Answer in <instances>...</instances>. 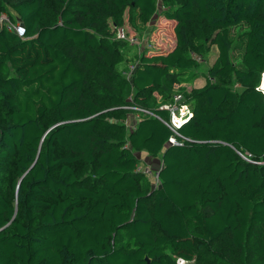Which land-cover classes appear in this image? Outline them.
<instances>
[{
    "label": "trees",
    "instance_id": "1",
    "mask_svg": "<svg viewBox=\"0 0 264 264\" xmlns=\"http://www.w3.org/2000/svg\"><path fill=\"white\" fill-rule=\"evenodd\" d=\"M159 1L175 46L133 54L127 76L125 11L145 20ZM5 14L21 28L0 21V264H264V0H0ZM204 39L205 83L176 88ZM176 94L194 114L169 144L129 106L169 121ZM141 154L162 160L157 186Z\"/></svg>",
    "mask_w": 264,
    "mask_h": 264
},
{
    "label": "rangeland",
    "instance_id": "2",
    "mask_svg": "<svg viewBox=\"0 0 264 264\" xmlns=\"http://www.w3.org/2000/svg\"><path fill=\"white\" fill-rule=\"evenodd\" d=\"M165 7L161 3V1L158 2V10L157 12L151 16L150 18H147L145 20H141L137 17V13L135 11L126 10L125 11V22L122 26L119 32L124 31L125 32V39L129 40L132 38H137L134 42H130L132 45V49L130 52H127L126 57L129 58V61L127 62L124 60L119 65L120 70L128 71L130 68L133 70L135 67L134 61H133V54H142L143 51H147L148 54L156 53H164L169 50H171L176 43V34H175V21L166 19L162 15V10ZM7 14H5L6 16ZM9 18V17H8ZM0 17V21H1ZM11 20V18H9ZM6 23V22H5ZM4 23V24H5ZM243 26L235 27L232 29V39L234 42V49L232 52L233 59L235 61H240L242 54L244 52V39L241 37L243 32ZM117 32V37L120 36V33ZM205 47L208 49V52L204 57H202V60L200 61V64L192 69L190 73L186 74L183 77V81L176 83V88H182V90L190 91L192 87H198L202 86L206 81V74L208 67L214 62L215 57L218 53V50L214 44L210 42L209 39H204ZM131 56V57H130ZM131 60V61H130ZM130 62V63H129ZM123 71V73H124ZM264 80V78H263ZM262 79H260L259 85L260 86L263 83ZM157 100L160 101L161 97L159 94L155 93ZM134 115V114H133ZM133 116H130V120H128L127 123V130L129 131L130 128H132V125L136 122L134 119H132ZM145 155V154H144ZM144 155H140V157L143 159V162L146 164H149L154 170H157L161 165L162 160L157 158L153 159L152 157H144ZM152 160V161H151ZM153 161L156 163V165H153ZM152 180V178L150 177ZM157 186V185H155ZM203 240V239H202ZM227 248V244L223 241L220 245V248H218L217 251H215L214 258L215 260H222L225 256V251ZM210 261V260H209ZM208 260H204V263H209ZM210 263H213V261H210ZM184 264H196L195 262H186Z\"/></svg>",
    "mask_w": 264,
    "mask_h": 264
},
{
    "label": "built area",
    "instance_id": "3",
    "mask_svg": "<svg viewBox=\"0 0 264 264\" xmlns=\"http://www.w3.org/2000/svg\"><path fill=\"white\" fill-rule=\"evenodd\" d=\"M1 22L5 23V25L7 26L8 29L14 30L16 32H20V28H21V24L20 23H13L8 16H1ZM137 39V38H136ZM135 38L130 39L131 42L135 43ZM132 68V67H131ZM130 68V70L128 71H124V74L129 76L132 72V69ZM264 78V72L262 73V79ZM258 89H262L261 86L258 87ZM182 95L181 94H176L174 95V99L172 102L170 103H165V104H161L159 107L160 109H166L169 111L170 113V120L169 121H165L163 120L158 114L152 112L151 110L139 107V106H129L130 109L136 111L134 116L136 117V119H139L141 114L146 113L152 116H155L159 119H161L163 122H165L170 129L173 131L174 136H172L169 139V144H177L178 140L176 135H178V129L182 126L183 123H185L187 120H189L193 114H194V109L193 107L189 104V103H185L182 102ZM238 154L247 162H251V163H260L256 160L253 159V156L251 154H247V153H242L240 151H238ZM161 167V165H160ZM160 167L157 170H154L149 164L146 163H140L136 170L138 172H142L145 175H147L149 178H152V181L155 185H158L160 183V179H159V170ZM188 261L184 260V259H178V264H184Z\"/></svg>",
    "mask_w": 264,
    "mask_h": 264
},
{
    "label": "clouds",
    "instance_id": "4",
    "mask_svg": "<svg viewBox=\"0 0 264 264\" xmlns=\"http://www.w3.org/2000/svg\"><path fill=\"white\" fill-rule=\"evenodd\" d=\"M261 79H262V75H261ZM262 80H263V79H262ZM261 83H262V81H261ZM260 86H261V88H262V89H260V90H263V91H264V88H263L262 84H261ZM260 86H258V87H260Z\"/></svg>",
    "mask_w": 264,
    "mask_h": 264
},
{
    "label": "crops",
    "instance_id": "5",
    "mask_svg": "<svg viewBox=\"0 0 264 264\" xmlns=\"http://www.w3.org/2000/svg\"><path fill=\"white\" fill-rule=\"evenodd\" d=\"M152 161V160H151ZM153 165L155 166L156 165V163L153 161Z\"/></svg>",
    "mask_w": 264,
    "mask_h": 264
},
{
    "label": "bare ground",
    "instance_id": "6",
    "mask_svg": "<svg viewBox=\"0 0 264 264\" xmlns=\"http://www.w3.org/2000/svg\"><path fill=\"white\" fill-rule=\"evenodd\" d=\"M262 83H263V88H264V80H263V82H262Z\"/></svg>",
    "mask_w": 264,
    "mask_h": 264
}]
</instances>
